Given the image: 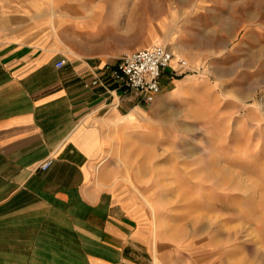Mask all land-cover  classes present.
<instances>
[{
  "label": "rangeland",
  "instance_id": "374dc122",
  "mask_svg": "<svg viewBox=\"0 0 264 264\" xmlns=\"http://www.w3.org/2000/svg\"><path fill=\"white\" fill-rule=\"evenodd\" d=\"M54 19L85 58L174 55L105 158L157 262L264 264V0H56Z\"/></svg>",
  "mask_w": 264,
  "mask_h": 264
},
{
  "label": "crops",
  "instance_id": "0c3cea01",
  "mask_svg": "<svg viewBox=\"0 0 264 264\" xmlns=\"http://www.w3.org/2000/svg\"><path fill=\"white\" fill-rule=\"evenodd\" d=\"M55 12L56 0H0V264H169L105 164L145 103L105 69L118 60L62 42ZM94 77L105 86L86 88Z\"/></svg>",
  "mask_w": 264,
  "mask_h": 264
},
{
  "label": "built area",
  "instance_id": "2783aa9c",
  "mask_svg": "<svg viewBox=\"0 0 264 264\" xmlns=\"http://www.w3.org/2000/svg\"><path fill=\"white\" fill-rule=\"evenodd\" d=\"M173 61L174 55L171 50L163 46H152L126 52L119 57L115 66L107 64L105 69L110 71L111 78L121 88L138 94L142 102L150 105L161 94L163 74L170 69ZM65 64L66 60H61L57 67H63ZM179 66L187 69L188 63L180 60ZM95 86L105 85L99 77H94L85 84L86 88ZM52 163L53 159H48L40 169L47 170Z\"/></svg>",
  "mask_w": 264,
  "mask_h": 264
},
{
  "label": "bare ground",
  "instance_id": "6f19581e",
  "mask_svg": "<svg viewBox=\"0 0 264 264\" xmlns=\"http://www.w3.org/2000/svg\"><path fill=\"white\" fill-rule=\"evenodd\" d=\"M150 206H151V208H152V210H154L155 211V208L153 207V205L152 204H150ZM155 227V226H154ZM155 230V229H154ZM154 233H155V231H154ZM154 236H155V234H154Z\"/></svg>",
  "mask_w": 264,
  "mask_h": 264
}]
</instances>
